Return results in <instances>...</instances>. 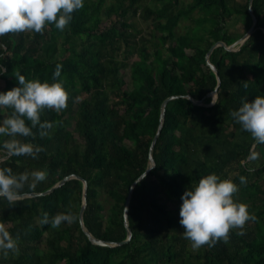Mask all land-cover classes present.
Listing matches in <instances>:
<instances>
[{"label": "trees", "instance_id": "obj_1", "mask_svg": "<svg viewBox=\"0 0 264 264\" xmlns=\"http://www.w3.org/2000/svg\"><path fill=\"white\" fill-rule=\"evenodd\" d=\"M149 1L84 0L63 31L52 24L42 34L0 36V71L6 70L0 73V92L19 86L16 71L52 82L60 64L57 79L69 97L62 112H42L41 122L53 124L46 136L37 126L35 137L20 138L44 149L38 158L8 157L0 145V167L46 171V180L23 192L44 191L69 174L84 178L83 222L103 240L126 237L124 202L148 166L162 101L190 94L210 103L217 80L205 54L216 41L232 44L252 24L249 0H153V7ZM251 7L256 26L250 37L236 51L217 46L210 54L221 80L214 103L197 105L183 96L167 102L153 149L155 165L130 197L131 239L114 247L88 240L78 218L82 182L71 178L15 205L0 197V223L20 236L19 254L0 255V264H264V144L230 115L242 98L264 96V0H252ZM182 19L189 23L178 32ZM230 19L240 20L241 31L231 28ZM11 111L0 108V121ZM254 147L263 152L259 163L250 159ZM211 173L232 179L239 189L235 198L257 219L245 225L244 235L233 230L228 243L193 250L179 224L181 197ZM101 194L111 200L105 214ZM69 211L77 217L71 225L53 229L40 223L45 212L51 218Z\"/></svg>", "mask_w": 264, "mask_h": 264}, {"label": "clouds", "instance_id": "obj_2", "mask_svg": "<svg viewBox=\"0 0 264 264\" xmlns=\"http://www.w3.org/2000/svg\"><path fill=\"white\" fill-rule=\"evenodd\" d=\"M83 6L84 0H0V36L24 32L42 34L52 24L63 31L69 25L72 14ZM61 68L62 65H56L52 82L41 81L39 78L26 79L20 71H16L14 76L19 86L0 92V108L12 110L0 121V137L5 138L0 141V145L6 156L38 158V154L44 151L41 146L20 138L35 137L33 128L37 126L39 135L46 136L53 124L41 122L42 112L50 109L60 113L66 109L68 92L57 79ZM230 115L257 143L264 144V96L257 95L251 100L242 98L241 105ZM26 120L31 122V127ZM250 159H258V154L252 153ZM0 163L3 161L0 160ZM46 178L44 170L14 173L11 167H0V197L9 206L15 205L22 198L26 185L34 189ZM240 183H246L244 176L240 177ZM238 190L232 179L211 173L202 176L198 183L184 191L179 224L193 250L203 246L213 247L221 241L228 243L233 230L238 229L237 235H244L245 225L257 219L254 214H250L246 203L235 198ZM76 219L71 211L57 213L51 218L45 212L40 223L59 229L61 224L71 225ZM19 240V233L14 237L0 223V255L3 258L6 259L10 253L19 254Z\"/></svg>", "mask_w": 264, "mask_h": 264}, {"label": "water", "instance_id": "obj_3", "mask_svg": "<svg viewBox=\"0 0 264 264\" xmlns=\"http://www.w3.org/2000/svg\"><path fill=\"white\" fill-rule=\"evenodd\" d=\"M252 0L248 1V10L249 13L252 17V24L249 27V29L246 31V33L243 34V36L241 38H239L238 40H236L235 42H233L230 45L225 44V42L219 40L216 41L215 43H213L211 45V47L209 48V50L207 51V53L205 54V61L206 64L210 67V69L213 71V73L216 75V86L214 87L212 94H211V101L210 103H205L203 102L202 99H194L190 94H184V95H170L167 98H165L161 105H160V114H159V120H158V126H157V130L151 140L150 146L148 148V166L146 167V169L131 183L130 187H129V191L127 193V197L126 200L124 202V208H123V225L125 227L126 230V237L121 240V241H109V240H103L100 238L95 237L84 225L83 222V211L86 207V203H87V181L82 178L81 176L77 175V174H69L64 176L63 178L59 179L58 181H56L51 187H49L48 189L44 190V191H39V192H23L22 193V198H29V197H35V196H41V195H46L51 193L55 188L63 185L67 180L71 179V178H76L79 179L82 182V196H81V204H80V208H79V212H78V218H79V223L81 226V229L83 230L84 234L86 235V237L88 238V240L96 245H101V246H107V247H114V246H119L121 244L127 243L132 236V231L131 228L129 227V223H128V206H129V201H130V197L133 191L134 186L145 176L147 175V173L150 171L151 168L154 167L155 165V161L153 158V149H154V145L155 142L161 132L162 129V125H163V121H164V117H165V106L167 104V102L171 99L174 98H178L179 96H183L187 99H189L190 101H192V103L197 104V105H211L214 103L216 97H217V89L220 85V77L219 74L217 72L216 67L211 63L210 61V54L212 52V50L217 47V46H222L224 49L228 50V51H236L238 50L243 43L250 37V35L252 34V32L255 30V26H256V18L255 15L253 13L252 7Z\"/></svg>", "mask_w": 264, "mask_h": 264}, {"label": "rangeland", "instance_id": "obj_4", "mask_svg": "<svg viewBox=\"0 0 264 264\" xmlns=\"http://www.w3.org/2000/svg\"><path fill=\"white\" fill-rule=\"evenodd\" d=\"M190 0H182V2H183V4H186L187 2H189ZM150 2V5H151V7H153V0H150L149 1ZM245 2V0H230V3L231 4H234V3H236V4H241V3H244ZM155 5H160L159 3H155ZM197 12H198V10H195L193 13L194 14H197ZM235 17H233L232 19H234ZM134 19V21L136 22V24L138 25V27H141L142 26V23H141V21L138 19V17H134L133 18ZM232 19H230V21L228 22V24L229 25H231V23H232V29H235V30H240L241 31V29H242V26H241V22H240V20H238V22H233L232 21ZM105 23H106V21H105ZM105 23H104V25H105ZM189 23V20H181L180 21V23H179V25H178V28H177V30H178V32H184L185 30H186V26H187V24ZM234 23V24H233ZM103 24V23H102ZM101 24V25H102ZM82 96H84V94L83 95H79V98H82ZM86 96V95H85ZM257 153L258 154V159L256 160V162L255 163H259L260 162V160H261V158L263 157V152H262V149L261 148H259V147H254L253 149H252V153ZM251 153V154H252ZM99 198H100V200L102 201V203H103V205H104V211H103V213L105 214L106 213V210L108 209V207L110 206V204H111V200L108 198V197H105L104 195H100L99 196Z\"/></svg>", "mask_w": 264, "mask_h": 264}]
</instances>
